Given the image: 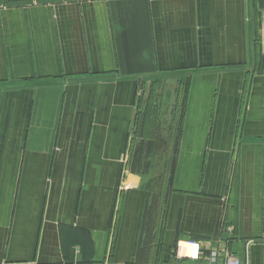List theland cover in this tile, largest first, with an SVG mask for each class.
I'll return each mask as SVG.
<instances>
[{
    "label": "crops",
    "instance_id": "obj_1",
    "mask_svg": "<svg viewBox=\"0 0 264 264\" xmlns=\"http://www.w3.org/2000/svg\"><path fill=\"white\" fill-rule=\"evenodd\" d=\"M228 254L264 264V0H0V264Z\"/></svg>",
    "mask_w": 264,
    "mask_h": 264
},
{
    "label": "built area",
    "instance_id": "obj_2",
    "mask_svg": "<svg viewBox=\"0 0 264 264\" xmlns=\"http://www.w3.org/2000/svg\"><path fill=\"white\" fill-rule=\"evenodd\" d=\"M176 253L179 256H186L193 260L203 259L200 245L193 240L187 242L179 241L177 244ZM205 264H242V263L239 258L231 254H228L221 261H216L215 259H209Z\"/></svg>",
    "mask_w": 264,
    "mask_h": 264
},
{
    "label": "rangeland",
    "instance_id": "obj_3",
    "mask_svg": "<svg viewBox=\"0 0 264 264\" xmlns=\"http://www.w3.org/2000/svg\"><path fill=\"white\" fill-rule=\"evenodd\" d=\"M176 91V92H175ZM145 94L147 95H164V94H168V95H177L178 98L181 99L186 96V90L185 88H183L182 86H179L176 90L174 88H170V87H163V88H158L155 87L152 84H148L146 89H144ZM180 107H181V103H180ZM176 251V250H175ZM177 254V253H176Z\"/></svg>",
    "mask_w": 264,
    "mask_h": 264
},
{
    "label": "trees",
    "instance_id": "obj_4",
    "mask_svg": "<svg viewBox=\"0 0 264 264\" xmlns=\"http://www.w3.org/2000/svg\"><path fill=\"white\" fill-rule=\"evenodd\" d=\"M200 264V263H199Z\"/></svg>",
    "mask_w": 264,
    "mask_h": 264
}]
</instances>
